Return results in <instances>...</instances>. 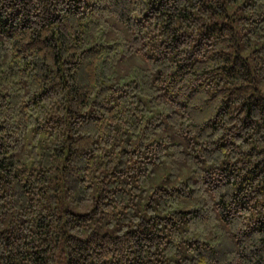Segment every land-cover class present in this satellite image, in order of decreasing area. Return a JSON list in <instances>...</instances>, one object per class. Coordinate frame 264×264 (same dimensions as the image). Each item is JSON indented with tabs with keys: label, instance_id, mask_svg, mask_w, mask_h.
<instances>
[{
	"label": "trees",
	"instance_id": "1",
	"mask_svg": "<svg viewBox=\"0 0 264 264\" xmlns=\"http://www.w3.org/2000/svg\"><path fill=\"white\" fill-rule=\"evenodd\" d=\"M0 264H264V0H0Z\"/></svg>",
	"mask_w": 264,
	"mask_h": 264
}]
</instances>
